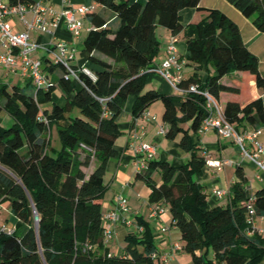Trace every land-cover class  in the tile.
<instances>
[{
  "label": "trees",
  "instance_id": "1",
  "mask_svg": "<svg viewBox=\"0 0 264 264\" xmlns=\"http://www.w3.org/2000/svg\"><path fill=\"white\" fill-rule=\"evenodd\" d=\"M27 1L35 0H9V4ZM94 1L113 17L88 14L94 29L84 41L81 56L95 77L80 72V81H67L62 70L58 85L64 105L53 99L54 82L47 90L10 88L0 77V114L6 112L15 121L0 128V203L9 202L12 214L28 226L24 236H0V264H157L155 235L142 219L145 232L141 237L129 235L125 255H111L103 243L107 164L120 157L115 148L122 135L119 121L132 97L135 119L156 102L164 105L165 137L176 140L180 136L179 145L188 154L180 166L153 160L147 171L137 175L151 190V204L170 207L184 251L195 264L206 263L210 251L215 258L210 264H260L264 235L251 234L247 203L254 198L256 216L264 217V186L251 196L238 166L230 204L210 207L205 188L196 179L207 166L204 149L193 140L207 117L206 97L146 90L152 74L145 71L162 46L158 29H167L173 36L183 33L184 59L196 70L211 65L214 71L205 81L194 74L182 80L180 87L197 85L200 92L208 93L239 130L263 126L262 98L243 107L220 103L223 93H239L223 82L234 73L252 74L257 87L264 90L259 60L244 43L240 28L220 10L200 7L201 0ZM226 1L264 33V0ZM187 8L205 12L206 17L184 26L181 12ZM57 67L50 65L51 70ZM45 103L52 104L51 109L43 111ZM76 108L80 115L67 117ZM52 126L58 131L59 150L51 146ZM93 161L97 166L88 172ZM156 172L161 174V185L153 178Z\"/></svg>",
  "mask_w": 264,
  "mask_h": 264
},
{
  "label": "crops",
  "instance_id": "2",
  "mask_svg": "<svg viewBox=\"0 0 264 264\" xmlns=\"http://www.w3.org/2000/svg\"><path fill=\"white\" fill-rule=\"evenodd\" d=\"M68 1L69 4L66 5L67 7L79 8L81 6H95L96 12H100L110 19L113 17V14L108 10L97 6L94 0ZM45 5L52 7L56 11H60L63 7V0H45ZM200 7L220 10L238 25L244 43L259 60V70L264 78V33L260 32L249 19L226 0H201ZM181 15L183 17L184 26L198 24L206 17L205 12L193 8L183 10ZM26 18L28 21H31L33 18L32 13L29 12ZM7 21L15 33L26 31L18 15L9 16ZM83 24L84 28L79 38H75L71 32L67 30L65 25L53 29V33H42L38 31H32L30 33L31 39L36 40L44 47L33 53L32 57L42 60L45 74L55 83L56 90L53 93V99L59 105H62L61 103L64 100L63 93L58 85L62 69L61 67H57L51 70L50 55L45 48L59 41L66 42L71 50H75L76 56L71 64L76 67L85 66L90 69L91 65L82 58L81 52L84 49V41L92 25L87 19L84 20ZM158 34L162 46L152 66L163 63L166 58V48L173 37L169 30L163 28L158 29ZM177 37L179 40L177 50L178 57L182 64L181 74L183 80L189 79L194 74H197L201 77L202 81H205L208 73H213V67L211 65H205L203 69L196 70L194 65L184 59L186 50L184 34L182 33ZM7 50L8 48L0 35V54H6ZM173 71L176 72L177 70ZM0 77L2 82L9 85L10 88L15 86L21 88H36L32 80L23 73L21 61L18 62V66L14 72L9 68L0 66ZM223 82L227 86L239 89V93H223L221 95L220 103L223 107L229 102L238 103L243 107L258 98L264 100V90H260L257 87L255 77L248 72L234 73L224 78ZM146 90H157L166 95H177L165 80L155 74L150 76ZM133 103L134 99L130 98L125 107V112L119 121L122 135L117 139L115 148L119 152L120 157L111 159L107 164V172L105 175L107 191L103 199L104 216L108 212L116 209L118 196H124L129 202L130 211L129 214H123V219H132L133 224L132 226L126 223L117 224L114 229L113 239L108 243H105L103 240L104 247L110 251L111 255H125L127 238L129 235L141 237L145 232L144 226L141 225L139 221V219H142L151 226L155 235L157 253L154 256V260L157 264H195L192 256L184 251L185 243L182 240L180 231L173 225L171 212L168 206L160 203L161 212L154 217L151 215L152 208L156 203L151 204L149 202L151 190L142 180L137 178L136 158L129 148L131 134L135 131L140 137L139 141L148 142L157 146L158 152L155 160L168 161L173 165L180 166V164L182 165L183 162L188 159V154L183 152L176 142L167 141L165 132L168 129V125L163 121L165 109L160 102L154 103L147 109V112L156 116V119L151 121H143L141 117L137 119L133 118ZM45 107L46 108L41 105L43 111L51 109L50 106L48 107L45 105ZM9 117L11 116L6 112L0 114V128L14 121L13 118L11 120ZM55 129H57L55 126L51 127L49 136L51 137L52 148L59 150L61 148L59 145H53ZM162 130H164V133H162ZM247 130L250 131L253 130V128H248ZM261 139L264 141V134ZM193 140L195 144L204 149L207 160L220 161L223 165L220 170L206 166L201 175L197 176L198 182L205 188V192L208 195L210 207H227L230 204L231 188L237 182L236 170L238 166H241L244 171L247 179L245 188L251 196L264 186V172L261 171L254 162L245 158L241 153V149L231 140L220 137L215 130L194 134ZM249 148L251 149L250 146ZM96 166L97 163L93 161L88 172H92ZM153 178L158 185H161L162 180L160 172H156ZM215 190H223L226 192V195L222 199H218L213 196V191ZM6 203H0V223L15 230L16 235L21 234L20 236H24L28 231V226L23 224L12 214L10 205ZM253 223L256 229H264V221L261 218L256 217ZM106 224L107 223L103 221V226H106ZM139 226L143 227V232L138 231ZM177 246L179 249H177ZM200 254V252L197 253L198 256ZM209 262L215 263L212 251L209 252L207 262L204 264H210ZM260 264H264V258Z\"/></svg>",
  "mask_w": 264,
  "mask_h": 264
},
{
  "label": "built area",
  "instance_id": "3",
  "mask_svg": "<svg viewBox=\"0 0 264 264\" xmlns=\"http://www.w3.org/2000/svg\"><path fill=\"white\" fill-rule=\"evenodd\" d=\"M67 4H69V1L63 0L62 9L56 11L52 7L45 5V0L18 2L14 5L9 4V0H0V35L8 48L6 54H0V66L9 68L14 72L18 66V62L21 61L23 73L32 80L36 89L47 90L53 86V81L43 70L42 60L32 57L33 53L44 47L36 40H32L30 33L32 31L53 33V29L65 25L67 30L71 32L75 38H79L84 28V20L87 19L88 14L96 12V7L81 6L79 8H74L70 6L67 7ZM29 12L33 15L31 21H28L26 18ZM13 15H18L20 17L26 28L25 32L15 33L12 30L7 18ZM92 29H94L93 25L90 27L89 31ZM178 41V37L173 36L166 48V58L163 63L154 65L145 72L160 76L179 96H185L189 93L202 94L205 96L207 99V117L203 121L198 133L215 130L220 137L229 139L237 145L241 149L242 155L254 162L255 165L264 172V141L261 139L264 134V125L250 131H241L225 118L220 104L208 93L200 92L197 85H191L188 88L180 87L183 77L181 74L182 64L178 57L177 50ZM45 49L50 55L51 64L62 68L65 80L68 81L73 79L80 81V72L94 79L95 76L89 68L85 66L74 67V65L71 64L76 56L75 50H71L66 42L59 41L56 44L49 45ZM173 70L177 71L174 72ZM140 117L143 121L156 119V116L147 111ZM45 122L48 123L46 119ZM162 133H164V130H162ZM139 140L140 137L134 131L131 134L129 148L136 158L138 174L148 170L149 162L155 160L158 152L157 146ZM207 166L220 170L223 165L220 161L207 160ZM225 195L226 192L223 190L213 191V196L218 199H222ZM253 201L254 198L247 203L249 210L248 222L252 224L253 228L251 234L253 232H258L264 235V229H256L253 223L254 219L258 217L256 216ZM161 210V204L156 203L152 208L151 215L153 217L157 216ZM129 211L130 207L128 200L122 195L118 196L116 209L103 216V221L107 223L106 226H103L102 233L105 243L113 239L114 229L117 224L126 223L132 226V219H123V214H129ZM259 218L264 221V217ZM143 230V227H138V231L143 232ZM3 234L12 236L16 235V232L0 223V236ZM177 249H179L178 246Z\"/></svg>",
  "mask_w": 264,
  "mask_h": 264
},
{
  "label": "rangeland",
  "instance_id": "4",
  "mask_svg": "<svg viewBox=\"0 0 264 264\" xmlns=\"http://www.w3.org/2000/svg\"><path fill=\"white\" fill-rule=\"evenodd\" d=\"M64 98V97H63ZM133 98V97H132ZM134 99V98H133ZM62 105H64L65 104V99L62 101V103H61ZM160 104L164 107V105L160 102ZM45 105L46 106H50L51 107V105L52 104H49V103H45V104H43L42 106L44 107V108H46L45 107ZM77 115H80V111H79V109L78 108H76L74 111L72 110L71 112H68L67 113V117H76ZM11 120H12V117H9ZM13 123H14V121H12L11 122V124H5L4 125V127H9V126H11V125H13ZM56 128V127H55ZM179 139H180V136L176 139V140H169V139H167V141H171V142H176V144L178 145V147L181 149V147H180V145H179ZM53 145H59V147H61V143H60V139H59V136H58V131H57V129H55L54 130V140H53ZM183 152H185L183 149H181ZM186 153V152H185ZM186 162V161H185ZM185 162H183V163H185ZM181 165V164H180ZM198 175H201V173L200 174H198ZM197 175V176H198ZM196 179H197V177H196ZM7 205H10V203L9 202H7L6 203ZM168 206V205H167ZM168 208H169V211H170V207L168 206ZM21 234H18V236H20Z\"/></svg>",
  "mask_w": 264,
  "mask_h": 264
},
{
  "label": "water",
  "instance_id": "5",
  "mask_svg": "<svg viewBox=\"0 0 264 264\" xmlns=\"http://www.w3.org/2000/svg\"><path fill=\"white\" fill-rule=\"evenodd\" d=\"M35 220H36V222H37V228H38V221H39V217H38V215H37V214L35 215Z\"/></svg>",
  "mask_w": 264,
  "mask_h": 264
}]
</instances>
